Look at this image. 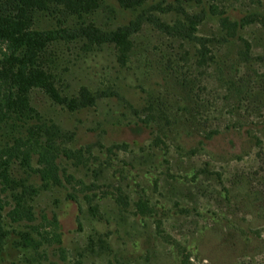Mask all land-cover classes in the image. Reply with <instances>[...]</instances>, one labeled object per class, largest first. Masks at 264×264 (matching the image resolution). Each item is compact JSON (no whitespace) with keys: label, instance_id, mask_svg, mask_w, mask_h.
Wrapping results in <instances>:
<instances>
[{"label":"rangeland","instance_id":"rangeland-1","mask_svg":"<svg viewBox=\"0 0 264 264\" xmlns=\"http://www.w3.org/2000/svg\"><path fill=\"white\" fill-rule=\"evenodd\" d=\"M226 15L245 25L228 33ZM263 16L264 0L36 11L44 30L139 24L126 41L57 38L39 55L60 99L32 86L13 107L25 127L0 130V264H264ZM36 141L61 152L45 179ZM18 205L35 224L57 215L61 243L13 222Z\"/></svg>","mask_w":264,"mask_h":264},{"label":"trees","instance_id":"trees-1","mask_svg":"<svg viewBox=\"0 0 264 264\" xmlns=\"http://www.w3.org/2000/svg\"><path fill=\"white\" fill-rule=\"evenodd\" d=\"M64 4L68 12H77L82 17L86 13L94 11L98 6V0H0V130L4 123L19 121L24 125L26 118L23 114L15 113L14 105L24 110L28 107V93L32 86L40 85L58 99L57 91L48 82L46 73L40 61L39 55L43 52L46 44L57 38L82 39L90 43H110L121 42L133 33V26L139 22H130L117 30H101L93 23L82 25L77 28L37 29L33 28L34 15L36 11L48 10L50 6ZM139 5H142L140 3ZM14 10L17 13L13 14ZM224 29L228 33L234 32L237 28L245 25V20L233 21L229 16L221 17ZM264 26V16L262 20ZM49 30V31H47ZM43 63V62H42ZM47 79V80H46ZM19 95H15L16 93ZM16 96V97H15ZM28 132L34 134L33 130ZM30 139V138H29ZM28 139V140H29ZM17 146L18 138H15ZM31 140V139H30ZM39 140V139H37ZM30 154L36 153L39 156L42 168L38 173L44 179L49 175V171L58 169L56 160L61 152L59 149H52L51 144H43L39 141L32 143ZM2 149L0 148V154ZM1 160V155H0ZM57 177V174L56 176ZM6 202L0 197V251L3 250L2 244L8 235L5 229ZM14 208L8 213V216L15 223L29 221L28 227L36 233L38 237L45 241L47 248L60 244L62 241L61 224L57 215L53 214L51 218H44L46 223L35 224V214L31 211H25L21 206Z\"/></svg>","mask_w":264,"mask_h":264}]
</instances>
